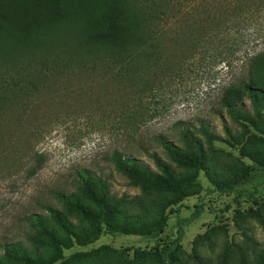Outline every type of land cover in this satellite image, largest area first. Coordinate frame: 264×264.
<instances>
[{
	"label": "rangeland",
	"instance_id": "rangeland-1",
	"mask_svg": "<svg viewBox=\"0 0 264 264\" xmlns=\"http://www.w3.org/2000/svg\"><path fill=\"white\" fill-rule=\"evenodd\" d=\"M236 37L238 45L222 47L228 59L214 60L215 50L208 46L181 65L174 29L161 43L160 52L168 58L151 62L143 79L125 86L100 67L24 76L37 83V90L22 93L0 114V255L5 243L16 241L30 257L51 261L59 255L25 220L34 212L63 244L53 264H254L264 257V117L245 94L242 107L255 128L223 110L218 114L221 90L243 72L246 49L264 48V15ZM71 43L67 34L54 35L40 46L18 50L23 53L17 59L1 55L0 62L17 66L48 56L65 62L63 47ZM263 65L264 57L258 62ZM1 74H7L2 67ZM178 120L194 128L203 121L222 137L215 143L203 139L202 169L179 162L155 140L161 133L182 148L173 127ZM113 150L160 172L150 157L156 153L186 188L172 192L131 182L108 160ZM80 168L92 170L106 186L87 194L76 180ZM58 192L73 193L95 212L97 200L105 199L115 207L110 224L89 221L75 206L60 202ZM46 206L60 210L73 237L46 214ZM177 238L178 247L169 254L164 249Z\"/></svg>",
	"mask_w": 264,
	"mask_h": 264
},
{
	"label": "trees",
	"instance_id": "trees-1",
	"mask_svg": "<svg viewBox=\"0 0 264 264\" xmlns=\"http://www.w3.org/2000/svg\"><path fill=\"white\" fill-rule=\"evenodd\" d=\"M261 15H264V0H0V56L17 59L24 50L40 46L58 34H67L73 41L70 46L63 47L65 62L58 56L33 59V62L17 66L1 61L0 67L7 74L0 76V114L13 106V101L22 93L29 95L37 90L36 82L24 80L23 77L29 74H58L72 66L88 70L100 67L124 86L133 79H143L148 64L168 58L160 52L161 43L174 29H178V46L182 51L178 54V64H187L200 49L208 46L215 50L212 54L214 60L223 61L228 56L222 47L228 45L231 49L238 45L237 32L249 29ZM77 24L81 29L76 28ZM15 50L23 52L14 54ZM245 56L241 75L221 90L218 114L222 116L223 110L236 122L255 128L254 120L242 107L240 96L245 94L256 112L264 117V65L258 66L264 57V48L256 52L246 49ZM173 127L183 142L182 148L161 133L154 136L155 140L179 162L202 169L206 161L203 139L215 143L222 141V137L203 121L194 128L184 120H178ZM224 130L229 138H234L226 124ZM150 157L160 172L151 170L131 154L120 150L111 151L108 160L119 171L127 173L135 184L153 185L172 192L186 188L187 182L178 179L156 153H151ZM76 180L91 196L96 188L106 186L104 179L87 168L76 171ZM55 195L60 202L75 206L89 221L110 224L115 207L108 206L105 199L97 200L100 210L95 212L82 205L73 193L58 192ZM45 208L46 214L56 218L67 235L73 237L60 210L51 206ZM25 220L49 239L59 255L51 261L30 257L27 248L16 241L3 245L0 259L21 264H53L61 258L63 244L48 230L42 214L30 213ZM178 242L177 238L164 250L170 254L178 247ZM254 264H264V257Z\"/></svg>",
	"mask_w": 264,
	"mask_h": 264
}]
</instances>
